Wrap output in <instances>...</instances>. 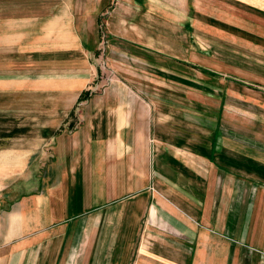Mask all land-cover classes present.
I'll use <instances>...</instances> for the list:
<instances>
[{
	"label": "crops",
	"instance_id": "1",
	"mask_svg": "<svg viewBox=\"0 0 264 264\" xmlns=\"http://www.w3.org/2000/svg\"><path fill=\"white\" fill-rule=\"evenodd\" d=\"M110 2L0 0V264H264V142L240 122L179 131L118 81L92 92L97 32L77 22ZM186 4L193 38L264 70V0Z\"/></svg>",
	"mask_w": 264,
	"mask_h": 264
},
{
	"label": "rangeland",
	"instance_id": "2",
	"mask_svg": "<svg viewBox=\"0 0 264 264\" xmlns=\"http://www.w3.org/2000/svg\"><path fill=\"white\" fill-rule=\"evenodd\" d=\"M149 1L143 0L142 6H138L134 0L135 5L124 6L118 0H111L100 7L95 23L77 22L82 25L84 35L97 32L95 53L90 59L98 71L92 92H103L108 84L118 81L122 88L155 106V110H162L164 116L172 110V116L178 118L179 131L193 126L220 125L230 132L240 122L244 132H251L243 133L244 142H247L245 137L253 136L259 138V141L252 138L253 142H264V70L246 62H242L243 67L238 66L240 61L234 54V45L225 46L218 37L203 38L202 29L195 31L196 38H193L186 30V0H158L163 2L160 7L145 5ZM81 8L84 17L92 9L91 6ZM155 10L162 11V18L152 14ZM201 18L196 15L200 23ZM211 25L217 28V24ZM128 47L141 48L146 56L129 55ZM244 55L241 56L246 59ZM250 56L254 63L264 62L260 55ZM225 92L242 97V106L238 108L241 117L228 116L235 112L233 107H227L234 105L230 100H224L220 107L218 98ZM57 100L58 97L52 96V107L70 105ZM219 110L221 117L217 115ZM254 131L259 134H252ZM228 132V138H233Z\"/></svg>",
	"mask_w": 264,
	"mask_h": 264
},
{
	"label": "trees",
	"instance_id": "3",
	"mask_svg": "<svg viewBox=\"0 0 264 264\" xmlns=\"http://www.w3.org/2000/svg\"><path fill=\"white\" fill-rule=\"evenodd\" d=\"M78 99H81V95L79 96V98Z\"/></svg>",
	"mask_w": 264,
	"mask_h": 264
}]
</instances>
